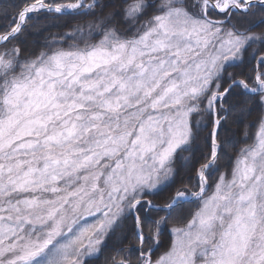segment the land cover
Returning <instances> with one entry per match:
<instances>
[{
    "label": "snow or ice",
    "instance_id": "obj_1",
    "mask_svg": "<svg viewBox=\"0 0 264 264\" xmlns=\"http://www.w3.org/2000/svg\"><path fill=\"white\" fill-rule=\"evenodd\" d=\"M0 264H264V0H0Z\"/></svg>",
    "mask_w": 264,
    "mask_h": 264
},
{
    "label": "trees",
    "instance_id": "obj_2",
    "mask_svg": "<svg viewBox=\"0 0 264 264\" xmlns=\"http://www.w3.org/2000/svg\"><path fill=\"white\" fill-rule=\"evenodd\" d=\"M68 18L67 17H63V18H61V20L60 21H57V23H62V22H64V21H66ZM44 21H42V23H43ZM62 29H59V28H55V27H53V28H50L49 29V31L48 32H45L44 33V35H49V33H56V32H58V31H61ZM231 133H227L226 134V138H228V137H231Z\"/></svg>",
    "mask_w": 264,
    "mask_h": 264
}]
</instances>
